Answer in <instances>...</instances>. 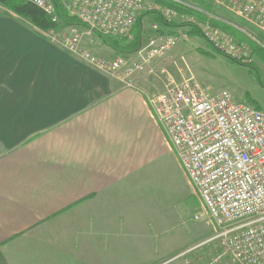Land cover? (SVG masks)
Here are the masks:
<instances>
[{"label": "crops", "instance_id": "1", "mask_svg": "<svg viewBox=\"0 0 264 264\" xmlns=\"http://www.w3.org/2000/svg\"><path fill=\"white\" fill-rule=\"evenodd\" d=\"M35 27L0 17V264H186L205 256L207 246L181 255L216 230L204 208L178 228L155 189L164 138L149 99L160 81L126 85ZM73 27L82 50L134 57Z\"/></svg>", "mask_w": 264, "mask_h": 264}, {"label": "built area", "instance_id": "2", "mask_svg": "<svg viewBox=\"0 0 264 264\" xmlns=\"http://www.w3.org/2000/svg\"><path fill=\"white\" fill-rule=\"evenodd\" d=\"M58 21L51 0H22ZM200 15L178 13L145 0H59L66 11L89 31L131 40L132 27L143 11H156L166 20H183L198 26L204 39L220 54L250 61L245 42H235L212 20L227 21L198 7L190 0H169ZM252 24L264 33V0H210ZM156 28V25H153ZM64 40V48L108 72L126 85L133 73H155L158 58L172 57L170 51L186 36L158 35L141 44L133 58H97L80 47L81 37ZM187 70L175 79L165 70L164 86L149 99L153 114L171 142L181 166L216 227L205 241L181 255L207 246V254L186 264H264V110L237 101L226 89L211 91L198 82L183 57ZM203 212L193 218L202 219ZM180 255V256H181Z\"/></svg>", "mask_w": 264, "mask_h": 264}, {"label": "rangeland", "instance_id": "3", "mask_svg": "<svg viewBox=\"0 0 264 264\" xmlns=\"http://www.w3.org/2000/svg\"><path fill=\"white\" fill-rule=\"evenodd\" d=\"M145 1L149 4L157 3L156 0ZM189 2L205 10L208 6L207 10L213 15L227 21L228 23H223L228 25V27L230 26L233 31L223 30L228 32L235 42H245L247 44L251 54L250 61L243 62L234 60L215 51L204 39L198 26L183 25L165 28L153 20V15L144 14V16H141V19L144 17V35L141 34L140 38L143 45L151 38H156L163 33L165 35L175 33L179 35L183 34L186 37L179 41L170 51L172 57L168 58V55H166L165 57L157 59L159 65L157 64L158 67L155 73H133L131 81L135 82V79L141 76L147 77L148 79L154 78L160 81L163 90L164 74L161 73V70H165V72L167 71L175 79H179V70H187L181 60V57H183L194 78L211 91L226 89L232 93L237 101L260 106L264 110V33L223 7L216 5L213 1L190 0ZM0 17L25 18L19 13L9 11L1 4ZM172 21H177V23L183 22V20H177L176 18L172 19ZM75 25L78 24L69 26L65 31H63V24L60 23L57 29L41 30L37 27L35 28H37L38 33L40 31L43 35L52 34L59 36L64 46L65 38L74 36L73 30L78 33V30L73 27ZM153 25H156V28H153ZM192 29H196L198 32H194ZM190 35L194 37L192 38ZM93 56L101 58L97 55ZM158 125V128H161L163 133L164 147L161 156L163 164L162 168H159L162 172L159 181H154L155 189L159 197L162 198L165 208L167 209L168 207L171 213L178 218V228H184L186 223L191 221L192 213L196 210L202 211L204 205L200 197L194 193L193 186L189 182L181 164H178L176 152L171 142L168 140L159 123ZM211 223L214 225L212 221Z\"/></svg>", "mask_w": 264, "mask_h": 264}, {"label": "trees", "instance_id": "4", "mask_svg": "<svg viewBox=\"0 0 264 264\" xmlns=\"http://www.w3.org/2000/svg\"><path fill=\"white\" fill-rule=\"evenodd\" d=\"M54 8H55V14L58 18V21H52L49 16L44 14L42 11L37 9L34 5H31L29 3L23 2L22 0H0V4L5 6L8 10L13 11L15 13H19L23 15L25 18L31 19L32 23L34 25L41 29H57V26L60 24H63V27L66 25H73L78 24L81 25L80 21H78L73 15H70L66 9H64L61 5L59 0H51ZM158 4H161L163 6L172 8L173 10L177 11L178 13H191L196 14V16L200 17L198 13H196L192 9H187L181 5H178L172 1L169 0H156ZM208 9V6L206 7ZM206 9V10H207ZM144 14H151L154 17V21L160 25L161 27H173V26H183L188 25L185 22L177 23V21L172 20H166L160 13L156 11H145L143 12L136 20L134 26L132 27V33L133 37L131 40L124 41V38H121L120 41H116L115 39L110 38L111 36L104 35L101 33H97L102 39V41L111 46L114 49H121L125 51H135L139 45H140V38H141V16H144ZM180 20V19H177ZM211 23L221 29L227 30L229 32L233 31L230 26L226 25L222 21L213 20ZM194 32H198L196 29H192ZM121 42V43H119Z\"/></svg>", "mask_w": 264, "mask_h": 264}, {"label": "bare ground", "instance_id": "5", "mask_svg": "<svg viewBox=\"0 0 264 264\" xmlns=\"http://www.w3.org/2000/svg\"><path fill=\"white\" fill-rule=\"evenodd\" d=\"M23 2H24V1H23ZM31 5H32V4H31ZM93 32H95V31H93ZM97 33H98V32H97ZM111 37H112V36H111ZM116 38H117V37H116ZM120 39H121V38H120ZM141 44H142V43H141V41H140V45H141ZM140 45H139V46H140Z\"/></svg>", "mask_w": 264, "mask_h": 264}]
</instances>
